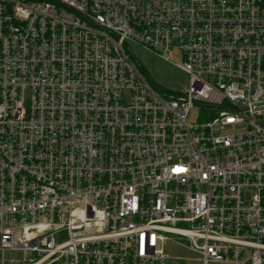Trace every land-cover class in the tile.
I'll return each mask as SVG.
<instances>
[{
	"label": "built area",
	"instance_id": "built-area-1",
	"mask_svg": "<svg viewBox=\"0 0 264 264\" xmlns=\"http://www.w3.org/2000/svg\"><path fill=\"white\" fill-rule=\"evenodd\" d=\"M165 242L264 264V0H0V264H185Z\"/></svg>",
	"mask_w": 264,
	"mask_h": 264
},
{
	"label": "rangeland",
	"instance_id": "rangeland-1",
	"mask_svg": "<svg viewBox=\"0 0 264 264\" xmlns=\"http://www.w3.org/2000/svg\"><path fill=\"white\" fill-rule=\"evenodd\" d=\"M134 51L137 61L147 72L150 80L163 91L169 94L171 91H183L188 86L187 77L180 70L149 52H145L141 49H135ZM175 60L177 59L175 58ZM191 113L189 119L192 121L206 118L197 107L194 108ZM66 239L67 235L65 232L58 233V235L55 236V241L57 243H62ZM163 251L164 254L171 259L185 260V264H201L195 261L197 256L194 253L183 248L177 242H165ZM4 257L6 259H17L20 255L17 253H5Z\"/></svg>",
	"mask_w": 264,
	"mask_h": 264
}]
</instances>
